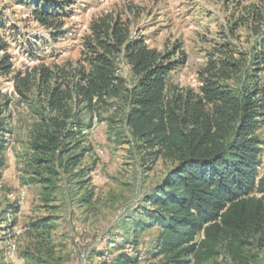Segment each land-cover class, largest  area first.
I'll return each instance as SVG.
<instances>
[{"label":"rangeland","instance_id":"rangeland-1","mask_svg":"<svg viewBox=\"0 0 264 264\" xmlns=\"http://www.w3.org/2000/svg\"><path fill=\"white\" fill-rule=\"evenodd\" d=\"M55 5L60 10L51 19L55 28L50 29L35 20L34 8L0 0V41L4 44L0 59L7 57L11 65L8 72L0 71L8 162L0 181V264H112L127 240L126 247L138 264H159L161 258L151 255L157 230L134 234L125 222L138 218L135 210L145 205L146 195L172 165L163 158L148 161L146 151L132 141L124 126L127 93L123 90L121 98H107L91 111L76 105L74 85L89 72L91 52L102 53L93 25L102 20L127 41L139 40L163 59L175 61L177 66L166 77L168 98L186 91L200 95L209 73L224 76L220 82L230 89L239 88L246 75L257 76L255 82L264 86V63H250L254 43L264 32V0H56ZM103 40L115 47L111 59L116 75L130 89L136 79L123 48L118 53L112 36ZM53 89L71 98L66 103L71 118L77 116L84 125L90 124L84 127L79 151H72L80 155L77 170L90 173L83 179L84 190H78L72 170L65 173L56 166L55 202L48 205L55 209L49 211L42 202L41 186L26 181L33 176L28 144L36 132L53 131L61 123L71 130L73 121L47 105ZM257 136L262 171L264 124ZM96 149L104 152L103 161ZM86 191L93 196L88 205L80 203ZM13 204L19 207L13 229L19 233L9 229L12 215L4 212ZM48 216L54 218L48 245L52 252L39 247L41 232L32 227ZM100 239H104L101 244ZM257 264H264V254Z\"/></svg>","mask_w":264,"mask_h":264},{"label":"trees","instance_id":"trees-1","mask_svg":"<svg viewBox=\"0 0 264 264\" xmlns=\"http://www.w3.org/2000/svg\"><path fill=\"white\" fill-rule=\"evenodd\" d=\"M12 1L34 8L36 21L55 28L50 23L60 10L56 0ZM99 22L92 31L102 53L91 52L89 72L74 85L76 105L91 111L105 104V99L121 98L126 92L124 126L132 141L146 151L148 161L163 158L172 165L146 195L145 205L135 210L138 218L125 223L134 234L157 230L151 255L161 258L159 264H257L264 254V169L261 171L257 136L264 124V86L255 82L257 76L250 75V79L246 75L239 88L230 89L220 82L224 76L209 73L200 95L186 91L168 98L166 77L176 62L163 59L139 40L127 41L118 29ZM109 36L114 38L118 53L123 48L135 74L130 89H125L116 75L111 59L115 47L103 40ZM259 38L252 48L251 65L264 63V32ZM3 47L0 41V50ZM10 66L7 57L0 59V71L6 73ZM63 94L53 89L47 105L73 121L71 130L65 123L55 124L53 131L38 130L28 144L33 176L26 182L41 186L42 202L49 211L54 207L48 205L55 202L56 166L65 173L72 170L78 190H84L83 179L90 173L77 170L80 155L72 153L79 151L84 127L90 124L84 125L77 116L71 118L66 104L71 98ZM2 115L0 111V181L8 165ZM92 197V192L86 191L80 203L91 204ZM4 212L12 215L8 227L14 232L19 207L8 205ZM53 219L48 216L32 224L41 232L39 247L49 252ZM128 242H122L112 264H138L126 247ZM132 243L137 244L136 239Z\"/></svg>","mask_w":264,"mask_h":264},{"label":"built area","instance_id":"built-area-1","mask_svg":"<svg viewBox=\"0 0 264 264\" xmlns=\"http://www.w3.org/2000/svg\"><path fill=\"white\" fill-rule=\"evenodd\" d=\"M95 153H96V155H97V157L100 159V160H104L105 159V154H104V152L102 151V150H100V149H96L95 150ZM98 178V177H97ZM98 180H99V178H98ZM97 179H96V182H99ZM20 199H21V202L23 201V199H24V196H23V193H21L20 194ZM16 232H18V229H15V232L14 233H16ZM19 233V232H18ZM102 239H100L99 241H101ZM115 243V242H114ZM114 243L112 244H110L112 247L114 246Z\"/></svg>","mask_w":264,"mask_h":264}]
</instances>
